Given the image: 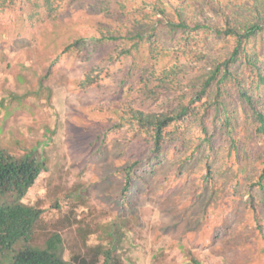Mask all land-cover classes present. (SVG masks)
<instances>
[{
	"label": "rangeland",
	"instance_id": "374dc122",
	"mask_svg": "<svg viewBox=\"0 0 264 264\" xmlns=\"http://www.w3.org/2000/svg\"><path fill=\"white\" fill-rule=\"evenodd\" d=\"M74 1L54 3L52 22L38 6L0 0V147L47 160L22 199L42 211L36 243L59 233L68 260L108 248L112 224L110 264H264V191L252 185L264 179V133L238 92L264 110V83L242 59L197 99L208 61L230 53L224 42L160 35L131 59L133 42L98 41L107 19ZM81 38L80 50L63 52ZM247 49L264 72V36ZM180 105L190 112L158 150L127 114Z\"/></svg>",
	"mask_w": 264,
	"mask_h": 264
},
{
	"label": "trees",
	"instance_id": "16d2710c",
	"mask_svg": "<svg viewBox=\"0 0 264 264\" xmlns=\"http://www.w3.org/2000/svg\"><path fill=\"white\" fill-rule=\"evenodd\" d=\"M56 2L61 5L66 0H22L23 5L30 9L36 6L44 9L46 18L52 22L58 21V16L53 15L50 9ZM74 2H76L75 6L85 7L92 13L99 14L103 20L107 19L103 27L97 26L100 31L98 41L133 42L131 49L125 51L131 59L136 58L135 54L140 52L143 42H151L152 38L160 35L180 33L186 35L187 40L209 36L215 41L224 42L229 47L230 53L208 61L210 71L202 80L200 90L195 91L197 99L202 97L214 83L219 82L220 79L217 78L221 71L222 77L231 75L232 71L229 67L237 65L242 59L245 61V66L256 73L258 85L264 83V72L259 67L260 64L251 56H247V47L251 42L257 37L264 36V0H80ZM28 18L33 19V15L29 13ZM145 28L148 29L144 31ZM83 46L82 38L76 39L72 43H67L63 52H71L73 48L80 50ZM169 71L173 74L171 69ZM164 73L169 77L168 71ZM87 82L92 83L93 80L88 76ZM238 92L239 96L249 104L255 132L264 133V110L254 107L250 102V95L242 87H239ZM3 107L4 103L0 101V109ZM189 112L186 105H180L176 113L130 109L127 114L131 125L147 136V140L158 150L166 128ZM132 165L134 163L123 169L126 182L133 171ZM46 170L47 160L40 153L30 150L16 155L0 147V264H110L113 261L111 254L116 250V245L112 242L117 236L112 224L104 232L110 238L111 244L108 248L96 245L86 248V252L76 250L69 254L68 260L64 258L65 247L59 233L51 234L41 245L36 243L35 227L42 211L23 203L22 199L39 175ZM262 171L261 175L264 169ZM263 180L261 176L252 184L260 192L264 191ZM254 213V217L258 219L257 211ZM262 239L264 241L263 231Z\"/></svg>",
	"mask_w": 264,
	"mask_h": 264
}]
</instances>
